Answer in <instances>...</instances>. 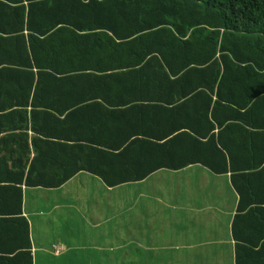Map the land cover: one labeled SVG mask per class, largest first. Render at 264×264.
Segmentation results:
<instances>
[{
	"label": "trees",
	"instance_id": "16d2710c",
	"mask_svg": "<svg viewBox=\"0 0 264 264\" xmlns=\"http://www.w3.org/2000/svg\"><path fill=\"white\" fill-rule=\"evenodd\" d=\"M119 92L131 96L118 109L139 125L104 143ZM1 102L9 264H32L23 188H58L80 172L116 187L190 165L229 174L236 258L264 252V238L251 249L237 235L252 218L264 223V0H0ZM88 110L98 113L91 136L64 135Z\"/></svg>",
	"mask_w": 264,
	"mask_h": 264
},
{
	"label": "crops",
	"instance_id": "0c3cea01",
	"mask_svg": "<svg viewBox=\"0 0 264 264\" xmlns=\"http://www.w3.org/2000/svg\"><path fill=\"white\" fill-rule=\"evenodd\" d=\"M130 96L116 94L120 104L114 107L113 120L104 122L108 132L97 139L118 144L123 126L126 136L130 127L139 125L124 114L126 109H118ZM63 98L58 110L73 100L71 94ZM94 110L66 126L64 135L91 136L87 124L96 121ZM154 124H144L149 133ZM238 203L229 174L212 175L200 165L158 170L143 181L116 187L80 172L58 188H23L32 264H264V252L235 256L232 222ZM237 235L242 246L255 249L264 238V223L252 218L237 228ZM6 249L0 243V264H9ZM121 252H130L128 263L121 262Z\"/></svg>",
	"mask_w": 264,
	"mask_h": 264
},
{
	"label": "rangeland",
	"instance_id": "374dc122",
	"mask_svg": "<svg viewBox=\"0 0 264 264\" xmlns=\"http://www.w3.org/2000/svg\"><path fill=\"white\" fill-rule=\"evenodd\" d=\"M29 195H31V193H29ZM30 201H31V199H30ZM157 252H160V251H157ZM80 254L82 255V257L85 256L84 252L83 253H80ZM86 257H89V255H87Z\"/></svg>",
	"mask_w": 264,
	"mask_h": 264
}]
</instances>
